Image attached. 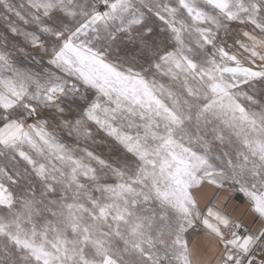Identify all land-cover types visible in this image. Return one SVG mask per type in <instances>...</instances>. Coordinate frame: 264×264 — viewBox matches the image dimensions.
Wrapping results in <instances>:
<instances>
[{"label": "snow or ice", "instance_id": "obj_1", "mask_svg": "<svg viewBox=\"0 0 264 264\" xmlns=\"http://www.w3.org/2000/svg\"><path fill=\"white\" fill-rule=\"evenodd\" d=\"M0 264H264V0H0Z\"/></svg>", "mask_w": 264, "mask_h": 264}]
</instances>
